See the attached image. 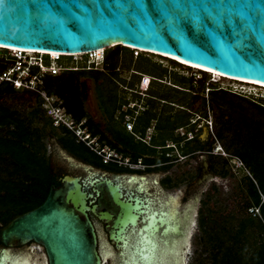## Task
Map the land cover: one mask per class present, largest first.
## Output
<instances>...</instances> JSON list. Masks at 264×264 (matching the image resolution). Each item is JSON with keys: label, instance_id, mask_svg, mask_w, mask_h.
Segmentation results:
<instances>
[{"label": "rangeland", "instance_id": "obj_1", "mask_svg": "<svg viewBox=\"0 0 264 264\" xmlns=\"http://www.w3.org/2000/svg\"><path fill=\"white\" fill-rule=\"evenodd\" d=\"M115 49L118 50V65L115 70H104L103 75L97 77L76 76V82L84 84L85 94L82 108L86 116L79 121L67 112L63 98L48 93L43 83L40 90L50 96V101L61 104L62 110L68 114L66 118L73 122L70 128L53 125V119L46 113V101L40 94L17 92L14 89L6 93L5 87L0 110L4 108L10 118L6 123L0 124V186L13 189L15 196L19 193L18 189L21 191L25 186L29 188L31 195L15 207L11 202L13 209L10 211H7V207L0 206V213L5 212L1 216L0 226L17 213L39 202L49 189L51 181L57 180L66 171L60 166L53 167L49 164V159L58 150H62L76 160L99 170L156 172L157 184L163 193L179 197L182 214L194 202L193 226L182 254L183 264H212L214 254L219 251V257L224 249L230 247L243 249L246 253L257 250L264 243V222L261 212L253 205L248 180L254 181L257 189H264V142L257 144L254 156L259 163L253 162L251 167L236 155L241 153L245 143L240 138L244 134L239 124L242 116L264 124V116L251 105L264 104V88L223 76L209 75L210 72L194 69L171 58L122 46L111 47L99 54L60 58L58 64L73 71L83 67L89 70L92 66L102 70L103 57ZM43 59L47 65V58ZM91 62L94 64L91 65ZM143 75L150 79L147 94L163 97L177 104H172L173 107L169 110L162 107L166 106L163 101H154V114L169 115L172 122L176 112L182 109L179 105L190 108L181 118L176 117L175 124H180L181 127L171 131L174 138H181L183 133H187L186 138L195 136V127L191 124L198 119L196 115L207 116L210 131L206 142L181 140L177 146L166 140L165 147L175 146L176 149L167 151L164 157H160L162 153L159 148L155 149V154L144 155L142 158L161 162L149 167L140 159L132 162V151L119 141L127 142L128 135H132L126 131L119 112L123 114V110L132 107L136 102L144 105L148 99L141 96L137 98L138 95L126 89L137 91L139 87H146L149 79H144ZM182 80L184 83L179 84L178 81ZM215 80L217 83H213ZM173 84H179L183 89L174 92ZM213 90H219L217 93L225 92V101L212 100ZM68 94L66 101L72 111L76 112L80 94L76 90ZM226 99L237 100L240 107L231 106ZM120 101L126 104L118 108ZM136 117L137 115L133 123L136 122ZM88 120L90 124L86 123ZM224 121L227 122L226 126L222 125ZM154 125L155 121L151 120L149 128L142 136L143 143H149V137H153L156 142L162 139ZM93 130H98V133L91 135ZM217 130L222 131L221 139ZM189 131H192L193 136ZM138 138V133L132 135L134 142H138ZM248 138L249 135L246 144L251 146L252 142ZM218 146L221 150L217 152ZM181 152L187 154L181 156ZM13 156H20L22 161ZM108 156H112L113 160L108 159ZM260 198L262 202L263 197ZM240 229L242 233L239 232ZM106 240L108 241L107 237ZM32 247L34 254L43 253L41 247ZM105 264H113L112 258H108Z\"/></svg>", "mask_w": 264, "mask_h": 264}, {"label": "water", "instance_id": "obj_2", "mask_svg": "<svg viewBox=\"0 0 264 264\" xmlns=\"http://www.w3.org/2000/svg\"><path fill=\"white\" fill-rule=\"evenodd\" d=\"M0 46L63 57L122 46L264 85V0H0ZM82 187L64 173L0 226V245H40L47 264H101L88 213L113 222L134 200L115 201L105 178L93 201Z\"/></svg>", "mask_w": 264, "mask_h": 264}, {"label": "bare ground", "instance_id": "obj_3", "mask_svg": "<svg viewBox=\"0 0 264 264\" xmlns=\"http://www.w3.org/2000/svg\"><path fill=\"white\" fill-rule=\"evenodd\" d=\"M0 48L6 47L0 46ZM20 51H25L28 54H49ZM101 52L103 51L95 53ZM49 55L56 54L50 53ZM166 57L194 69L221 76L214 71L183 62L177 58ZM238 81L264 88V85L257 82ZM51 159L50 164L53 167L60 166L66 169L69 176L79 179L83 186L82 192L91 196L90 201H93L98 193L95 189L93 191V184L104 178L113 184L110 194L115 201L119 196L134 200L133 207H119L120 219L113 222L110 221L107 214L88 213L95 230L96 248L101 264H105L108 258H112L113 264H183L182 254L193 226L194 202L190 207H187L189 208L187 212L182 214L179 197L163 193L157 184L158 175L109 174L76 160L62 150H58ZM81 202L83 201L81 200ZM103 226L107 227L106 234ZM106 237L107 242L105 241ZM33 245L35 247L37 244L29 243L15 248L0 245V264H47L42 246L37 245L43 249V253L38 255L33 253Z\"/></svg>", "mask_w": 264, "mask_h": 264}, {"label": "trees", "instance_id": "obj_4", "mask_svg": "<svg viewBox=\"0 0 264 264\" xmlns=\"http://www.w3.org/2000/svg\"><path fill=\"white\" fill-rule=\"evenodd\" d=\"M116 47H120V46H116ZM117 54H118V50H112L106 53V55L103 57L102 59V65L103 68L102 70H97L94 68H89V70H85V68L83 67L81 70H67L65 72H63L61 75L59 76H55L54 77H50V78H45L44 80V89L48 92V93H53L56 94L60 97L63 98V105L66 108L67 112L69 114H71L73 116V118L76 121L81 120L82 118H84L86 116L85 111L83 110V101L85 98V94H84V84H78V82H76V76L77 75H85V76H93V77H97V75H103V71L111 69V70H115L117 68L118 65V60H117ZM60 58H67L70 59L71 57H63L61 56ZM182 81H178L179 84H182ZM184 83V82H183ZM179 84H173L176 87H181ZM215 85V84H213ZM5 87L7 88V92L6 93H10L11 90L5 86V85H1L0 88V94H2L4 92ZM73 90H76V92H78L80 94V101L78 103V105L76 106V112H73L70 107V105H68L66 98L69 95L68 93H71ZM219 90H213V92L211 93V98L212 100H216V99H222L225 101V92H220L217 93ZM212 94H214L212 96ZM222 94V95H221ZM160 100L163 101H168L166 98L163 97H158ZM228 103L231 104V106H235L237 108L240 107V102H238L237 100H228L226 99ZM116 102V100H115ZM254 103V102H253ZM121 103H119L118 106H120ZM253 107L257 110V112H259L260 115L264 116V104L262 103H255L252 104ZM152 117V115L150 116V112H145L143 114V116L140 118V120L138 121L139 123H143V121H148L150 118ZM10 118V115L6 112V110L3 108L0 110V124L1 123H6L5 121L7 119ZM169 118L170 116H161V118H159V123H158V129H164V126L160 127V124L163 125H170L172 124V122H169ZM179 118V117H178ZM181 118V117H180ZM187 118V117H185ZM177 122V120H176ZM86 123L90 124V121H86ZM226 126L227 122L224 121L222 125ZM243 130H244V134H242V136H240V138H242L245 143L243 144L242 148H241V153L237 154L236 156L239 157L241 159V161H243L244 163H246L247 165H249V167H251L250 165H252L253 162H258L259 161L256 159L255 155V148L257 146L258 143H263L264 142V124L255 121L254 119L251 118H245L244 116H242L240 123ZM174 126H180V124H175ZM173 126V127H174ZM146 125H144L143 128H135V131H139L141 133L144 132ZM218 133V137L221 139L222 138V131L217 130ZM98 133V130H93L91 132V135H96ZM249 135V140L250 142H252V145H247L246 143V139L247 136ZM238 136V134H237ZM6 141V140H4ZM122 144L127 147L128 149H130L132 151V153L130 154V157L135 161L138 157H141L143 154L146 153H150V152H154L153 147L159 145V146H163L164 142L163 140L159 143L156 144L154 142V140H152L151 142V146H145L144 144H142L141 142H134L132 137L129 138V140L126 142H122ZM19 146V143L17 144ZM142 147V148H141ZM264 148V145H263ZM262 148V149H263ZM147 150V151H146ZM4 151V150H3ZM145 152V153H144ZM183 155H185V152H182ZM163 156V155H162ZM15 157V156H13ZM16 159L20 160L21 157H15ZM30 160V157L28 158ZM22 161V160H20ZM146 163H153L154 161H149V160H144ZM249 184H250V193H251V197L253 199V205L255 208H258V210L261 212L262 214V221L264 222V189L263 188H258L256 187V185L254 184V181L252 180H248ZM55 183V180L51 181V184ZM57 183V182H56ZM19 193L17 194V196H15L13 194V189L9 190L8 188H5L3 186H0V206L2 207H7V211H10V209H13V207L22 204L23 200L27 197H29L31 195V192L29 191V188L24 186V189L20 191V189H18ZM16 191V192H18ZM48 192H45V195L42 197V199L37 202L36 204H34L32 207L17 213L15 216L24 213L28 210H31L33 208H35L36 206H38L39 204L42 203V201L44 200L46 194ZM263 197V201L261 202V198ZM11 202L13 203V207ZM8 213V212H7ZM5 215V212H3V214L0 213V219L1 216ZM13 216V217H15ZM13 217H11L6 223H8ZM5 223V224H6ZM4 224V225H5ZM3 226V225H2ZM262 230L264 231V227L262 226ZM242 229H240V233ZM239 234V233H238ZM239 243V240H238ZM220 246H218L219 248ZM219 251L217 252V254H214L212 257V264H264V243L260 244V246L258 247L257 250H250L248 253L244 252L243 249H234L232 247L230 248H226L224 249V251L221 253V256L218 257Z\"/></svg>", "mask_w": 264, "mask_h": 264}, {"label": "built area", "instance_id": "obj_5", "mask_svg": "<svg viewBox=\"0 0 264 264\" xmlns=\"http://www.w3.org/2000/svg\"><path fill=\"white\" fill-rule=\"evenodd\" d=\"M60 57L57 54L54 56L41 53L28 54L25 51L0 48V85L8 84L17 92L30 91L40 94L46 101L44 104L46 113L53 119V125L70 128L73 122L66 118L68 114L62 110L61 104H58V101H50V96L44 90H40L46 77L55 78L60 73L69 70L58 64ZM43 58H47V65ZM93 64L91 62V65ZM123 122L126 129L130 131L132 124L129 119L126 117ZM110 158L111 156H108V159Z\"/></svg>", "mask_w": 264, "mask_h": 264}, {"label": "flooded vegetation", "instance_id": "obj_6", "mask_svg": "<svg viewBox=\"0 0 264 264\" xmlns=\"http://www.w3.org/2000/svg\"><path fill=\"white\" fill-rule=\"evenodd\" d=\"M142 77H144V79L145 78H148L147 75H143ZM142 82H143V80L140 83L142 84ZM213 83H217V81L216 82H213ZM149 84H150V79H149L146 87H144V88L139 87L137 91L133 90L132 88H126L127 90H130L134 94L138 95V97L136 96L137 98H139L140 96L141 97H147L148 98V99H146V103L144 105H141L138 102H136L135 104H132V107H129V108L127 107L125 110H123V112H122L123 114H121V112H119V116H120V119L122 120V122L124 121V118L123 117L125 116V117H127L129 119L130 123L132 124L131 125L132 127H131V130L130 131H128L126 129V131L128 133H131L132 135H135L136 133H138L139 134V138H138L139 140L138 141L141 142L142 144H144L145 146H148V147L151 146L152 140H154V142L156 144H159L162 140H163V142H165L166 140H170L172 143H175L177 146H178V142H180L181 140H185V142H189V141H193V142H196V141H198V142H206L208 140V137L210 135V131H209V128H208L207 116H205V115L203 117L202 116H199V115H196L198 119H196L195 121H193L192 124H191L193 127H195V129H194L195 136L192 135V131H189L188 132V133H190L193 136L191 138H186L185 137V135L187 133H183V135L181 136V138L180 137H175L174 138L172 136V132L171 131H173V129H176L178 127H181V126H174L175 125V122H176V117H181L184 114L185 111H188L190 109V108H188L186 106H182V105H179L180 107H182V109H179L181 111L176 112L175 119L172 121V124H170V125H168V124L167 125L160 124V127L164 126V129H158V127H157L158 126V123H159V120L158 119L161 118V116H163V115L165 116L166 114H164V113H162V114H154L153 113L152 109H153V106H154V103H155L154 101H163V100H160L158 98V96H155L153 94H147ZM2 85H5V86L9 87L10 90L12 89L8 84H2ZM173 89H175V90H172V91L177 92L176 90L183 89V87H176L175 86V87H173ZM1 99H2V94H0V101H1ZM163 102H164L163 104L166 105V106H162V107H164L166 109H169V110L172 109V107H173L172 104L177 105L174 102H167V101H163ZM120 103H121V105L118 106V108L121 107V106H124L126 104L125 102H124L125 104H123V102H121V101H120ZM148 111L150 112V116L152 115V117L148 121H146V120L143 121L142 124L139 123L138 121L140 120V118L143 116V114L145 112H148ZM135 115H137V117L135 119L136 122L133 123V119H134ZM166 116H169V115H166ZM186 117L188 118V116H186ZM151 120H154L155 121L154 128L157 129V132L160 133V135L162 136V139H160L158 142H156L153 137H149V143L148 142L143 143L142 142V136L144 135L146 129L149 128V122ZM169 122H171L170 121V118H169ZM144 125H146V127H145L143 133H141L139 131H135V128L136 127L143 128ZM132 135H128L129 138L132 137ZM116 137H117V135H116ZM119 141L121 143L122 142H125V141H122V140H119ZM218 147L219 148H217L216 151L217 150L218 151L221 150L220 146H218ZM156 148H159L161 150V153L162 154H161L160 157H164V154H167V151H170L173 148L176 149L175 146L165 147V144L163 146L157 145V146L153 147L154 152H150V153L143 154L141 157H138L137 159H140L141 161H143V163L147 167H149L150 165H155V164L161 163L158 160H149V161H154V162L153 163H146L144 160H147V158H142L144 155L155 154L156 153V151H155ZM185 155H183L182 152H181V156H185ZM111 158H112L111 160H113V157L112 156H111ZM50 160L51 159H49V164H50ZM131 161L132 162H135L133 159ZM100 170H102V169H100ZM102 171H105L106 173L113 174V175H127V176H130V175H140V176L141 175H149V176L150 175H152V176L157 175V173L156 172H153V171H147V172H142V173L135 172V171H131V172H113V171H109V170H102ZM64 173H66V171ZM62 175H60L58 177V179L55 180V183L58 182L59 179H61ZM104 231L107 233V231L105 230V227H104Z\"/></svg>", "mask_w": 264, "mask_h": 264}]
</instances>
